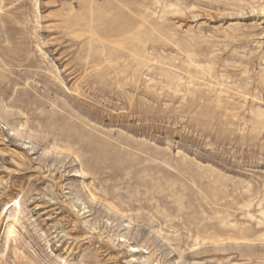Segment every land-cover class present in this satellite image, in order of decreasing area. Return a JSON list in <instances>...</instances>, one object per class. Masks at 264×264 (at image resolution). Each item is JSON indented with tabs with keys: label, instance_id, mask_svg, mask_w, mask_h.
<instances>
[{
	"label": "rangeland",
	"instance_id": "obj_1",
	"mask_svg": "<svg viewBox=\"0 0 264 264\" xmlns=\"http://www.w3.org/2000/svg\"><path fill=\"white\" fill-rule=\"evenodd\" d=\"M0 264H264V0H0Z\"/></svg>",
	"mask_w": 264,
	"mask_h": 264
}]
</instances>
